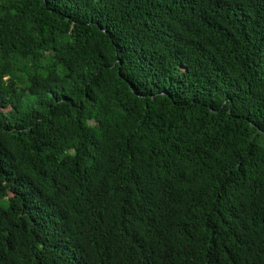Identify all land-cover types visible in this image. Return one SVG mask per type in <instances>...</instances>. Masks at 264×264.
I'll list each match as a JSON object with an SVG mask.
<instances>
[{
	"label": "trees",
	"instance_id": "trees-1",
	"mask_svg": "<svg viewBox=\"0 0 264 264\" xmlns=\"http://www.w3.org/2000/svg\"><path fill=\"white\" fill-rule=\"evenodd\" d=\"M0 264H264V0H0Z\"/></svg>",
	"mask_w": 264,
	"mask_h": 264
}]
</instances>
